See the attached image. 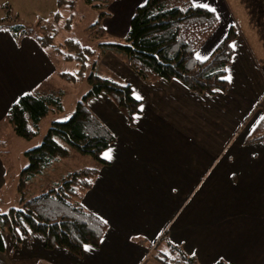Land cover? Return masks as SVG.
<instances>
[{
  "label": "crops",
  "instance_id": "0c3cea01",
  "mask_svg": "<svg viewBox=\"0 0 264 264\" xmlns=\"http://www.w3.org/2000/svg\"><path fill=\"white\" fill-rule=\"evenodd\" d=\"M191 1L218 18L196 56H208L229 28L235 33L226 89L199 93L177 79L145 83L132 70L115 73L140 104L128 117L103 92L86 101L101 97L99 109L112 113L90 109L113 140L80 196L105 223L100 240L75 254L46 248L36 233L14 246L5 233L0 264H159L156 254L171 258L170 246L199 264H264V137L250 140L264 96V0ZM52 53L35 33L0 26V122L19 96L64 72ZM4 175L0 158V187Z\"/></svg>",
  "mask_w": 264,
  "mask_h": 264
},
{
  "label": "trees",
  "instance_id": "16d2710c",
  "mask_svg": "<svg viewBox=\"0 0 264 264\" xmlns=\"http://www.w3.org/2000/svg\"><path fill=\"white\" fill-rule=\"evenodd\" d=\"M93 7H101L108 0H85ZM95 1V2H94ZM57 7L63 4L73 6L75 0H56ZM106 10H100L95 25V37L101 38L105 32L101 20ZM62 18L59 10L53 12L48 23L37 22L36 27L27 33H35L42 46L51 47L55 54L64 60H75L76 73L59 72L66 81L86 80L89 88L75 103L74 110L62 120H52L39 144L24 151L26 165L21 169L17 190L19 203L0 211V250L4 249L6 233L13 245L30 234H40L46 248L55 246L80 254L86 244L95 245L100 240L105 223L92 211L80 203L82 191L88 189L96 174L94 167H82L70 172L41 192L24 197L26 182H29L45 167H49L68 151L59 142L64 140L81 153L90 155L98 162H104L101 153L113 140L108 127L86 106V101L103 92L116 101L117 106L131 117L138 111L140 101L132 95L127 82L102 77L93 71L96 63L95 50L80 46L72 38L55 43L57 23ZM72 15L66 16L63 26L71 27ZM43 21V22H42ZM42 22V24H40ZM218 25L216 14L191 0H144L136 5L129 18L123 41L100 42L98 53L112 50L121 54L127 66L145 83L156 79H177L188 89L199 93H213L225 90L226 66L232 55L231 40L234 31L229 28L217 42L207 59H197L196 52ZM15 27H22L17 24ZM11 30V29H10ZM38 30V33H37ZM14 34L19 33L13 28ZM25 34V30L21 32ZM98 54V55H99ZM91 64V65H89ZM88 68H90L88 70ZM60 96L48 93H24L10 106L7 118L13 131L22 137H29L40 119L53 107L61 108ZM261 117L255 126L250 140L264 137V96L257 102ZM28 122L33 129H30ZM162 240L166 241L165 237ZM171 258L158 256L159 264H171L175 259L179 264H196L193 257L187 256L179 247L170 246ZM215 264H227L218 260Z\"/></svg>",
  "mask_w": 264,
  "mask_h": 264
},
{
  "label": "rangeland",
  "instance_id": "374dc122",
  "mask_svg": "<svg viewBox=\"0 0 264 264\" xmlns=\"http://www.w3.org/2000/svg\"><path fill=\"white\" fill-rule=\"evenodd\" d=\"M140 2L142 0H108V2L101 1V7H93L85 0H75L72 7L68 4H63L58 8L56 0H0V26L11 30L13 28L19 32L18 35H21L23 30L26 33L30 32L32 30L31 27H36L39 20L48 23L53 12L59 10L62 18L56 25L58 32L54 38V42L57 44L62 43L66 38L72 37L79 42L80 46L94 49L96 55L90 58V62L93 58L97 59L93 66V71L102 77L115 80V77L117 78L115 73L120 71V73L124 74L126 70L131 73V69L127 66L121 54L108 49L99 54V43L105 41H123L129 17L133 12L132 10ZM100 10L108 12L106 17L101 20V25L107 32H104L101 38H97L94 34L97 29L95 25L91 24L98 19ZM70 14L73 17L71 27L66 29L63 26V18ZM17 24L22 25V27H15ZM206 44L204 43L202 46L205 47ZM200 52L203 51L201 50ZM53 65L57 71L71 74L76 73L78 69L75 60H64L57 57V55L53 59ZM103 65L106 67H103ZM116 81L121 80L116 79ZM88 88L89 84L85 79L76 82L66 81L54 73L33 88L30 93L58 94L61 99V108L54 109L53 107L49 110L40 119L33 134L27 138L17 135L12 127H10L11 125L7 116L0 122V158L5 169L4 183L0 187V203L4 205L1 206V210L6 211L11 205H15L13 204L15 203V199L17 203V199L20 198L16 189L21 169L27 163L24 151L40 143L52 120L66 119L74 110L75 103ZM109 98L112 99L110 96ZM98 101L104 105V100L99 97L93 102H86V106L96 114L102 112L106 117L107 115H112L109 109H106V113L103 106L99 109ZM94 104L98 108H95ZM28 126L30 129H33L30 122H28ZM58 142L66 148L68 155L55 160L51 166L45 167L29 182H26L28 187L24 190V197L47 189L54 182L59 181L72 171L82 167H94L98 163L96 159L90 155L81 153L77 148L69 145L64 140L58 139ZM196 262L199 264L197 260Z\"/></svg>",
  "mask_w": 264,
  "mask_h": 264
},
{
  "label": "snow or ice",
  "instance_id": "6c2138e0",
  "mask_svg": "<svg viewBox=\"0 0 264 264\" xmlns=\"http://www.w3.org/2000/svg\"><path fill=\"white\" fill-rule=\"evenodd\" d=\"M203 7L207 8L208 5L207 4H204L202 5ZM197 59H207V57H200L199 55L197 56ZM225 79H230V77H225ZM137 99H140L139 96H137ZM105 158L106 159H111V150H109V152L105 153L104 154ZM193 255H195V253H193Z\"/></svg>",
  "mask_w": 264,
  "mask_h": 264
},
{
  "label": "built area",
  "instance_id": "2783aa9c",
  "mask_svg": "<svg viewBox=\"0 0 264 264\" xmlns=\"http://www.w3.org/2000/svg\"><path fill=\"white\" fill-rule=\"evenodd\" d=\"M169 262H170L171 264H179V262H178L177 260H175V259H171Z\"/></svg>",
  "mask_w": 264,
  "mask_h": 264
}]
</instances>
